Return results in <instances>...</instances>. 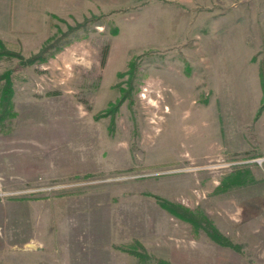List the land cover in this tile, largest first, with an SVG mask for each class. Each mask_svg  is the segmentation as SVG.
<instances>
[{
	"label": "rangeland",
	"instance_id": "rangeland-1",
	"mask_svg": "<svg viewBox=\"0 0 264 264\" xmlns=\"http://www.w3.org/2000/svg\"><path fill=\"white\" fill-rule=\"evenodd\" d=\"M93 2L82 15L41 0L24 33L13 20L30 15L8 5L0 77L14 116L0 134L28 150L36 136L44 171L0 177V263L140 264L134 250L148 264H264V0ZM53 41L46 61L26 62ZM21 189L42 190L1 196Z\"/></svg>",
	"mask_w": 264,
	"mask_h": 264
},
{
	"label": "crops",
	"instance_id": "crops-1",
	"mask_svg": "<svg viewBox=\"0 0 264 264\" xmlns=\"http://www.w3.org/2000/svg\"><path fill=\"white\" fill-rule=\"evenodd\" d=\"M69 1L72 4L71 5L72 8H74V10L78 11L79 13L81 12L82 15H84V12L88 14L90 11L95 13L94 7H96L95 8L96 10L99 9V4H94L96 2H93L91 4L89 3L90 0H69ZM9 4H13V12L16 14H18L17 9H19V13H20V7L18 8L19 5L16 4H23L22 5L23 12L30 15L28 20L29 22L23 20L21 21L20 19L17 20L15 26H17L18 24L20 25V28L13 26L15 22L14 19L12 25L13 30L11 31L16 33H24L26 31L31 32L32 28L31 29L25 28V26L31 22L30 21L31 19L34 20L37 4L40 5L41 0H0V34L1 35L6 32L5 26L7 23L6 21L9 12L8 9ZM9 34L10 33H8V35ZM1 35H0V39L3 41ZM201 87H205V86L202 85ZM198 95L201 96V93H199ZM209 99L210 101L208 105L205 106L200 105L199 107L197 106L198 107L197 112L201 113L213 105L212 104L213 95ZM263 122H264V117L261 119L262 124H264ZM31 139H32V143L28 144V146L30 147V150H28L26 149L27 139H25L22 136V134H20L19 132H14L12 134L11 132L8 134H0V177L4 178L8 182L10 181L16 184L17 181L20 182L21 180H25V179L26 180L33 179L37 175L39 176V174H42V171L44 170L38 169V167L36 168L34 161H32V159L36 158L35 154L37 152V148H38V152L41 151L39 139L38 142L36 141V136H33ZM36 142L38 143V147L36 146ZM229 149H231V147ZM184 155L185 153L180 154L181 158L184 157ZM81 170H86V169L84 168ZM43 260H34V261L23 260L18 262L17 264H46L47 263L46 260L45 259ZM50 261H51L50 264L52 263L55 264L57 262V260L53 258H50L49 262ZM0 264H6V262Z\"/></svg>",
	"mask_w": 264,
	"mask_h": 264
},
{
	"label": "trees",
	"instance_id": "trees-1",
	"mask_svg": "<svg viewBox=\"0 0 264 264\" xmlns=\"http://www.w3.org/2000/svg\"><path fill=\"white\" fill-rule=\"evenodd\" d=\"M87 22H92V19H87L85 23H82L80 26L74 28L71 30L72 32L77 31L79 28L87 26ZM56 42H51L50 45H47L43 50H41L38 54L34 55L30 59H28L26 62L28 64H31L33 61H36L37 59H40L42 61L47 60V55L48 53H51L52 49L56 46ZM3 55L6 56H13L15 55L14 53L7 51L6 49H3ZM52 56V54H50ZM0 80L5 81L2 89H1V95H0V124L2 121L6 118V116H14L13 113L10 112L11 108V99L13 96V88H12V81L10 78V73H5L0 77ZM162 205L169 209L172 213L177 215L178 217L187 220L193 224V226H198L202 225L201 227H204L205 231L207 232L208 236L217 244L222 245L224 247H229L233 249H239V246L235 245L228 237L224 236L221 234L215 226L211 225L210 222L204 218L201 220L199 217L196 216V214L192 213L190 210L178 206L176 207L175 205H169L166 203H162ZM132 254H134L138 259L140 264H148L151 261V257H149L146 253L144 252H135L134 250H128ZM156 264H171L170 262L163 260V259H155Z\"/></svg>",
	"mask_w": 264,
	"mask_h": 264
},
{
	"label": "built area",
	"instance_id": "built-area-1",
	"mask_svg": "<svg viewBox=\"0 0 264 264\" xmlns=\"http://www.w3.org/2000/svg\"><path fill=\"white\" fill-rule=\"evenodd\" d=\"M260 162H262V161H260ZM63 187H66V186L65 185L64 186H58V188H63ZM40 190H42V189H24V190L21 189V190H18V191H13L11 193L1 194V196H4V195L18 196V195H24V194H28V193L31 194L33 192H37V191H40Z\"/></svg>",
	"mask_w": 264,
	"mask_h": 264
}]
</instances>
